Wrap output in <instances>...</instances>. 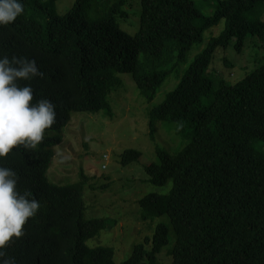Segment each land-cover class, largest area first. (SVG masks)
<instances>
[{
	"label": "trees",
	"instance_id": "trees-1",
	"mask_svg": "<svg viewBox=\"0 0 264 264\" xmlns=\"http://www.w3.org/2000/svg\"><path fill=\"white\" fill-rule=\"evenodd\" d=\"M56 1L23 0L22 15L0 27V54L34 58L47 78L21 83L32 85L34 100L51 99L57 111L36 149L18 146L0 158V165L18 173V188L30 189L42 204L9 253L20 264H160L163 253L171 256L170 264H264V153L255 146V140L264 141V63L234 84L214 83L205 73L216 49L231 41L242 52L249 36H259L264 47V19L251 16L264 0H216L209 15L196 0H140L136 33L118 23L127 16L128 0H75L63 14ZM223 19L225 29L150 112L152 126L168 121L195 128L189 143L175 152L158 149L159 159L146 167L148 181L172 186L140 199L142 219L166 215L168 222H160L122 260L113 246H89L108 224L106 218L86 217L85 193L98 184L84 170L75 182L56 183L49 176L73 114L106 110L113 116L109 96L122 85L121 72L132 74L142 95L153 100L175 63ZM207 98L213 101L202 107ZM141 155L127 149L121 162Z\"/></svg>",
	"mask_w": 264,
	"mask_h": 264
},
{
	"label": "rangeland",
	"instance_id": "rangeland-1",
	"mask_svg": "<svg viewBox=\"0 0 264 264\" xmlns=\"http://www.w3.org/2000/svg\"><path fill=\"white\" fill-rule=\"evenodd\" d=\"M74 3L75 0H57L56 10L66 13ZM196 4L204 14L209 15L215 10L216 0H196ZM141 9L140 0H128L125 6L127 16L118 18L121 28L136 33L140 26ZM251 16L264 19V5H258ZM226 25L227 21L223 19L205 32L203 40L192 46L186 58L175 63L153 100L142 95L132 74L121 72L118 76L122 85L113 89L109 96L113 116H109L106 110L73 114L64 130L63 141L55 147L49 176L56 183L75 182L81 178L80 173L84 170L91 182L98 184V188H93L92 192H88V189L85 193L86 217L106 218L108 224L87 241L89 246H113L116 257L122 260L147 234L152 236L160 222H168L166 215L142 219L140 199L152 192L168 193L172 186V181L166 185L148 181L146 167L159 159L158 149L175 152L189 143L195 128L193 124L182 126L178 122L168 121H156L152 126L150 112L165 99L167 92L175 88L182 72ZM246 43L242 52L236 49L235 41H231L227 48L216 49L205 72L214 83L225 81L234 84L264 63L261 38L251 35ZM141 59L146 63L144 54ZM172 65L173 62L167 67ZM212 101L213 98L205 99L202 107L209 106ZM255 146L264 153L263 140H255ZM131 148L141 150L142 155L136 162L124 165L121 154ZM104 164L106 168L102 167ZM90 196L91 201L87 199ZM171 259L167 254L159 255L160 264H170Z\"/></svg>",
	"mask_w": 264,
	"mask_h": 264
},
{
	"label": "clouds",
	"instance_id": "clouds-1",
	"mask_svg": "<svg viewBox=\"0 0 264 264\" xmlns=\"http://www.w3.org/2000/svg\"><path fill=\"white\" fill-rule=\"evenodd\" d=\"M24 12L23 0H0V27L12 25ZM46 79L34 58L0 54V158L18 146L36 149L57 118L56 105L47 97L34 100L30 83ZM18 173L0 165V264H20L8 248L26 235L25 226L42 208L30 189L18 188Z\"/></svg>",
	"mask_w": 264,
	"mask_h": 264
}]
</instances>
